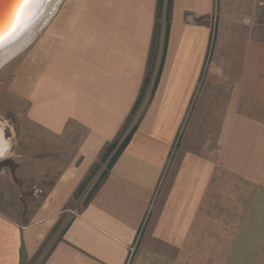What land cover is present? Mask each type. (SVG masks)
<instances>
[{
	"label": "crops",
	"instance_id": "crops-1",
	"mask_svg": "<svg viewBox=\"0 0 264 264\" xmlns=\"http://www.w3.org/2000/svg\"><path fill=\"white\" fill-rule=\"evenodd\" d=\"M164 2L156 62L159 0H62L15 61L7 98L29 105L38 143L13 159L0 264H184L192 244L246 243L242 228L263 225L264 0Z\"/></svg>",
	"mask_w": 264,
	"mask_h": 264
},
{
	"label": "rangeland",
	"instance_id": "rangeland-1",
	"mask_svg": "<svg viewBox=\"0 0 264 264\" xmlns=\"http://www.w3.org/2000/svg\"><path fill=\"white\" fill-rule=\"evenodd\" d=\"M163 40L164 36L160 41L157 38V45H159L157 46L158 58ZM28 47L0 68V135L1 139L3 138L0 142V163L5 159H15L21 164L22 162L29 161L37 153L38 139L35 136V134L37 135V131L27 118L29 105L23 106L22 112L16 114L15 101L7 98L8 94L6 93V88H8L7 82L12 78L16 60L17 58L20 60L24 57L28 51ZM139 110L131 117V123L135 124L140 117L138 115ZM2 111L5 113L2 114ZM109 161L110 159L98 166L93 171V176L91 175L92 177H89L85 181L82 186V191L85 194L90 193V191L93 193L100 185L103 178L102 175L107 170ZM18 185H20L19 181ZM18 192L17 183L13 182L9 169L2 168L0 170V209L3 212L6 213L7 204L10 207L16 206ZM249 222H253V225L248 226V228H242L243 231L247 232L248 242L242 244L208 242L192 244L191 257L185 258L184 264H264V222L262 226H256L255 223L257 221L255 218ZM259 223H261L260 220ZM240 245L242 249L243 246H246L249 258H241L240 254L243 253H240Z\"/></svg>",
	"mask_w": 264,
	"mask_h": 264
},
{
	"label": "water",
	"instance_id": "water-1",
	"mask_svg": "<svg viewBox=\"0 0 264 264\" xmlns=\"http://www.w3.org/2000/svg\"><path fill=\"white\" fill-rule=\"evenodd\" d=\"M60 2L57 4V6L52 8V10L50 9V11L47 12V15H46V18H45L46 20L43 23H42V20H41L40 24L36 25L34 22L29 24V26L26 28V30L14 42V43L18 42L19 45H21L22 47L18 50V52L15 55H13V58H15L18 54H20L23 50H25L32 43L31 41H33L34 38L36 36H38L46 28L47 24L49 23V20L53 17L54 13L56 12ZM19 3H20V0H0V29L6 27L7 24L11 22V20L13 18V15L16 12V9H17V6L19 5ZM50 4H51V1L48 0V4L47 5L49 7H50ZM42 16H43V13L39 17V19H41ZM32 21H34V19ZM33 32H34L33 39H31V41L29 40L28 42L23 44V42L26 41L30 37L29 35H32ZM14 43H12V44H14ZM12 44H10V45H12ZM3 49H0V52ZM13 58H11V59H13ZM9 61H7V62H9ZM6 63L0 65V68L3 67ZM2 168H8L10 170V172H11L13 180L15 182H17L16 172H17V169L19 168V164L15 163L13 159H5V160H2L1 163H0V170Z\"/></svg>",
	"mask_w": 264,
	"mask_h": 264
},
{
	"label": "trees",
	"instance_id": "trees-1",
	"mask_svg": "<svg viewBox=\"0 0 264 264\" xmlns=\"http://www.w3.org/2000/svg\"><path fill=\"white\" fill-rule=\"evenodd\" d=\"M165 2L164 0H159V5H158V10H157V22H156V27H155V31H154V36H153V55L155 53V58L153 57L154 59V62H156L157 60V38L158 40L160 41V39L164 36V42L163 44L165 45L166 44V41H167V37H168V29H169V7H170V2L168 3V10H166L165 12ZM165 47V46H164ZM153 73V70L151 71ZM149 73V76L152 75V73ZM147 77V80L145 81V87L143 89V92L141 94V97L139 98L137 104H136V107L133 111V113H136L140 106H141V103L145 97V93H146V90H147V87L150 83V77ZM131 135H128L124 141L122 142V144L120 145V147L118 148V150L115 152V154L110 158L112 152L115 150V147H109L106 151V153L104 154L103 156V162H106L109 158H110V161L108 162V165H107V170L103 173L102 175V181L100 183V185L102 184L103 180L105 179V177L108 175L109 173V170L113 167L114 163L117 161L119 155L122 153V151L124 150V148L126 147V145L128 144L129 142V139H130ZM99 185V186H100ZM92 195V193H91Z\"/></svg>",
	"mask_w": 264,
	"mask_h": 264
},
{
	"label": "snow or ice",
	"instance_id": "snow-or-ice-1",
	"mask_svg": "<svg viewBox=\"0 0 264 264\" xmlns=\"http://www.w3.org/2000/svg\"><path fill=\"white\" fill-rule=\"evenodd\" d=\"M44 0H20L13 18L6 27L0 29V49L14 43L35 17V9Z\"/></svg>",
	"mask_w": 264,
	"mask_h": 264
},
{
	"label": "bare ground",
	"instance_id": "bare-ground-1",
	"mask_svg": "<svg viewBox=\"0 0 264 264\" xmlns=\"http://www.w3.org/2000/svg\"><path fill=\"white\" fill-rule=\"evenodd\" d=\"M51 1V4H50V7L47 5L48 4V0H44L43 4L39 5L34 11H35V17H34V21H31L34 22L36 25L37 24H40L41 23V20H42V23L46 20V15H47V12L50 11V9L52 10V8H54L55 6H57V4L61 1V0H50ZM46 2V3H45ZM45 12V13H44ZM43 13V16L41 19H39V17L42 15ZM31 27V26H30ZM33 34L34 32L32 33V35H29L30 37L23 42L26 43L28 42L29 40L31 41V39H33ZM23 37V36H22ZM32 42V41H31ZM30 42V43H31ZM22 46L19 45V43H14L12 45H8L6 46L1 52H0V65L6 63L7 61H9L11 58H13V55H15L18 50L21 48ZM3 139V138H2ZM1 135H0V142H1ZM1 151V150H0ZM1 153V152H0Z\"/></svg>",
	"mask_w": 264,
	"mask_h": 264
},
{
	"label": "built area",
	"instance_id": "built-area-1",
	"mask_svg": "<svg viewBox=\"0 0 264 264\" xmlns=\"http://www.w3.org/2000/svg\"><path fill=\"white\" fill-rule=\"evenodd\" d=\"M187 20L188 21H192V18L189 17ZM35 189H36L37 195H39V196L43 195V190L42 189H40V188H35Z\"/></svg>",
	"mask_w": 264,
	"mask_h": 264
}]
</instances>
